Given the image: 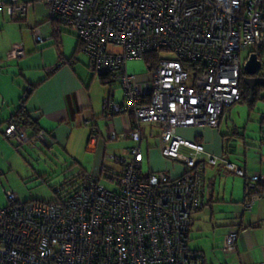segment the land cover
Listing matches in <instances>:
<instances>
[{"label": "built area", "instance_id": "built-area-1", "mask_svg": "<svg viewBox=\"0 0 264 264\" xmlns=\"http://www.w3.org/2000/svg\"><path fill=\"white\" fill-rule=\"evenodd\" d=\"M43 5L51 22L77 37L91 71L114 76L123 98L118 103L106 97L104 117L109 127L113 116L130 121L123 133L109 132L108 140L127 138L132 146L126 157L110 158L118 170L104 175L109 187L77 175L81 182L65 199L22 203L8 195L0 209V264H206L201 252L188 248L192 217L204 206V163L221 162L238 176L244 173L177 130L217 129L224 110L241 100L242 67L251 54L259 60L264 48V0H43ZM27 7L17 0L0 2V12L11 17L23 16ZM33 37L44 43L37 33ZM154 51L164 58L145 66L142 79L129 72V62L143 63ZM7 57L23 58V47L12 45ZM146 128L159 130L162 158L184 163L180 178L142 173ZM96 132L92 129L91 142ZM2 135L17 148L28 140L14 122L6 123ZM37 137L45 141L43 133ZM259 184L264 188V176L247 177L244 210ZM238 239V232H227L221 251L235 254Z\"/></svg>", "mask_w": 264, "mask_h": 264}, {"label": "crops", "instance_id": "crops-1", "mask_svg": "<svg viewBox=\"0 0 264 264\" xmlns=\"http://www.w3.org/2000/svg\"><path fill=\"white\" fill-rule=\"evenodd\" d=\"M17 1L28 5L23 16L11 17L7 15L5 9L0 12V175L4 172H13L12 165L4 159V156L18 159L19 154L23 151L32 158H36L38 155L45 157L59 155L58 153L61 152L75 160V165H78L75 157H71L69 154L77 155L76 152L71 153V145L72 142L79 141L77 139L79 131L81 132V149L85 147L84 154L89 153L95 157V164H93L95 166L93 170L97 171L95 175L104 177L108 171L118 170V167L112 162H105V146L103 143L102 147L100 143V138H104V136L106 142L110 141L107 138L109 132L123 133L130 121L129 118L113 116L109 127L108 120L104 117L101 102L106 97L114 100V93L110 89L115 81L109 85H103L98 77L91 73L88 57L86 58L77 50V37L48 19L43 0ZM0 2L8 4L10 0H0ZM33 33H37L40 38L44 39V43L48 41L51 43L45 44V46H42L44 43L41 46L36 44ZM63 34L73 36L75 39H66L62 37ZM55 41L59 42V46L54 45ZM15 44L23 47V58L7 57L11 46ZM67 46L71 48L68 49ZM59 58H61V63L56 66ZM128 70L140 76L141 79L146 73L145 65L134 61L128 63ZM32 86L31 95L24 102L23 109L33 126L24 129L28 140L17 148L22 149L17 154L2 139V134L8 120L20 107L24 91ZM107 88L109 89L107 90ZM247 89L249 91L248 87ZM261 89L263 88L261 87ZM122 98L121 94L120 102ZM252 99H254L253 92L251 99L248 93L249 101L243 99L238 103H249L248 105L251 107ZM231 107L224 110L217 129L189 127L177 130V134L180 137L183 136L184 140L201 145L206 154L220 158L244 173L243 177L238 176L221 162L217 166L204 163L202 193L204 206L192 217L188 234V248L204 255L199 247L191 246L192 241L200 240L204 234L215 235V229H222V234H217V239H220L218 246L221 247L224 235L229 232L231 227H236V232L239 233L236 253L224 258L222 262L260 264L264 263V192L253 199L249 210L242 209L243 199L241 200V198L247 177L251 175L264 176V140H261L262 145L258 156L253 159V164L249 166V169L247 164L244 162L242 164V161L230 156L231 153H234L231 140L236 138V135L238 136L237 129L229 134L227 132L219 134L218 131L224 114L230 113ZM92 129L97 131L94 142H91ZM179 131L184 132L180 135ZM39 133L45 135V141L38 139ZM158 135L159 130L156 128L145 129L144 168L141 171L142 173L164 172L171 179H178L186 171L185 165L180 163L182 166L180 176H170L169 168H172L171 164L175 160L161 157L159 149H156ZM229 135L231 138L228 137ZM8 142L15 145L11 141ZM131 146L132 144H126V149L121 154H116L118 150H113L111 145L108 147L111 148L110 152L113 157L123 155L125 157ZM180 152L186 156L189 154L185 148H181ZM105 157L110 161L107 156ZM6 169L8 170L4 171ZM84 172V168L80 166V173L89 177ZM234 177L238 179H234ZM67 179L64 183L68 181ZM209 224L212 225L211 228L210 226L206 228ZM190 242L192 243L190 244Z\"/></svg>", "mask_w": 264, "mask_h": 264}, {"label": "rangeland", "instance_id": "rangeland-1", "mask_svg": "<svg viewBox=\"0 0 264 264\" xmlns=\"http://www.w3.org/2000/svg\"><path fill=\"white\" fill-rule=\"evenodd\" d=\"M62 37L71 40L75 39L73 36H70L68 34H63ZM50 43L51 42L48 41L43 45L40 44V46H45V44ZM67 47L69 49L70 46ZM81 54L87 58V56L82 52ZM244 56L245 55H242V58ZM159 58H164V55ZM259 60L261 63V67L257 72V76L264 77V48L259 57ZM242 61L243 59L241 60V63ZM108 89L109 88H107V90ZM110 90L114 93V101L119 103L121 100L122 92L118 87V84L116 82L113 83ZM102 103L103 101L101 102V107ZM248 104L242 102L232 106L230 108V113L226 112L224 114L218 132L219 134H225L226 132L227 134H229L234 129H237L238 136L236 135V138H233L231 140L232 147L234 148V153H231L230 156L236 157L238 160L242 161V164L243 162L247 164L249 169V166L253 164V159L258 156L257 154L262 145L261 140H264V88L258 91L257 100L252 104V106L250 107ZM101 125L102 128H104L103 124ZM102 128L101 131L103 132ZM183 132L179 131V134L181 135L183 134ZM230 136L231 135H229L228 137L231 138ZM2 139L15 153L18 154L22 150H20V148L17 149L15 145L13 146L12 144H10L4 139L3 136ZM77 139L79 141H74L71 145V153L76 152L77 155L69 154V156L75 157V159L79 163V167L78 165H75V160H72V158L61 152L58 153L59 155H50L47 157L38 155L36 158H32L25 151H23L19 154V160L4 156V159L12 165L13 172H4L0 175V209H3L7 206V196L10 194L17 196L22 203L34 201L49 203L54 202L57 197L61 199L69 197L72 194V190H69V187H65L63 183L67 178L77 177V175L80 174V166L84 168V173L90 178H99L102 184L109 187V184L103 179V177L95 175L97 173V171L93 170V168L95 167L93 166V164H95V157L89 153L84 154L85 147L81 149L80 131L78 132ZM100 143L102 144V147L104 143L105 156H107V158L109 159L113 157L112 153L110 152L111 148L113 150L115 149V151L118 150V153L116 152V154H121L123 150L126 149V144H132L129 139L120 138L117 141L106 142L105 136L104 138H100ZM156 143V149H158L157 140ZM110 145L111 148L108 147ZM100 151L102 152L103 149ZM105 156V162H112L111 160H106ZM180 163L181 162L179 161H173V164L170 163L172 166V168H169L170 176L181 175L182 166ZM143 166L144 164L142 163L141 167L144 168ZM7 170L8 169L4 171ZM235 178L236 177H234V179ZM74 180H76V178H74ZM243 197L244 193L241 200L243 199ZM209 226L211 228L212 225L209 224L206 226V228H208ZM229 231H237V228L231 227ZM217 234H222V229H215V235H213L212 233L202 235L200 240L192 241L193 244H191L192 242H190L191 246L193 245L195 248L199 247V249L202 250L205 255L204 257L206 264H228V261L222 262V260H224V258L232 256L227 255L226 253L221 251V247L218 246L220 239H217Z\"/></svg>", "mask_w": 264, "mask_h": 264}, {"label": "trees", "instance_id": "trees-1", "mask_svg": "<svg viewBox=\"0 0 264 264\" xmlns=\"http://www.w3.org/2000/svg\"><path fill=\"white\" fill-rule=\"evenodd\" d=\"M67 31H69V30H67ZM54 43H55L54 45L59 46V42L55 41ZM77 50L80 51V42H79V40L77 42ZM262 51H261V53H262ZM261 53L259 54V57H260ZM158 58H159L158 51L147 53L145 55V57H144L143 64L147 68H151L154 65V63L158 60ZM60 63H61V58H59V62L57 63L56 66H59ZM89 70L91 71L90 68H89ZM91 73L93 75H96L93 71H91ZM96 76L98 77L99 81L103 85L104 84H108L109 85V84H111V82L115 81L114 76L112 74L105 73V74H100V75H96ZM242 76H244V74H242ZM32 88H33V86L31 88H28V89H26L24 91L23 97L21 99L20 107L18 108L17 112L13 115V117L8 120V122H14V123H16L17 125H19L20 127L24 128V129H27V128H30V127L33 126L29 122V120L27 119V114H26V112L23 109L24 102L30 97L31 92H32ZM259 90H261V87L254 88V90H253L254 99H252V104L255 102V100H256L255 97L258 95V91ZM240 92H241V100L240 101H242L243 99H244V101H248V93H249V91H248L247 87L245 86V84L242 82V79L240 80ZM15 147L17 148V146H15ZM78 175H79V177H81L82 180L85 178V175L83 173H80ZM74 178H70L66 183L63 184L65 187H67V188L69 187L70 188L69 190H72V193L77 189V187L79 186V184L81 182L80 179L77 178L76 179L77 181H76V180H74ZM263 192H264V188L259 184L258 185V189H257V191L254 194L259 196V194H262ZM57 198H59V197H57ZM242 203H243V201H242Z\"/></svg>", "mask_w": 264, "mask_h": 264}, {"label": "water", "instance_id": "water-1", "mask_svg": "<svg viewBox=\"0 0 264 264\" xmlns=\"http://www.w3.org/2000/svg\"><path fill=\"white\" fill-rule=\"evenodd\" d=\"M261 67V63L255 54H251L249 59L242 67V82L249 88V98H252V92L256 87L264 88V77L256 76Z\"/></svg>", "mask_w": 264, "mask_h": 264}, {"label": "flooded vegetation", "instance_id": "flooded-vegetation-1", "mask_svg": "<svg viewBox=\"0 0 264 264\" xmlns=\"http://www.w3.org/2000/svg\"><path fill=\"white\" fill-rule=\"evenodd\" d=\"M257 76V75H256Z\"/></svg>", "mask_w": 264, "mask_h": 264}]
</instances>
